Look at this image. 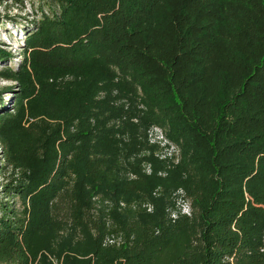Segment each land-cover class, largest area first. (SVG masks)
Returning a JSON list of instances; mask_svg holds the SVG:
<instances>
[{"label":"trees","instance_id":"obj_1","mask_svg":"<svg viewBox=\"0 0 264 264\" xmlns=\"http://www.w3.org/2000/svg\"><path fill=\"white\" fill-rule=\"evenodd\" d=\"M38 1L56 11L5 76L0 127L29 148L0 146L22 205L0 202V264H264V0ZM149 126L174 167L147 154Z\"/></svg>","mask_w":264,"mask_h":264},{"label":"rangeland","instance_id":"obj_2","mask_svg":"<svg viewBox=\"0 0 264 264\" xmlns=\"http://www.w3.org/2000/svg\"><path fill=\"white\" fill-rule=\"evenodd\" d=\"M40 10L48 15L51 14V12L53 13V11H56L54 7L45 5V2H40L38 0H22L20 4L14 3L12 0H0V51L8 54L4 59H0V115L7 112L11 118L15 119L16 112L14 106L18 84L14 80L5 79V76L7 71L12 72V74L17 73V67L21 62L22 53L24 51V38L34 27L33 24H36ZM71 79L70 76H64L58 78L57 82L70 81ZM113 91V93L116 94V91ZM24 103L25 101L22 102V105ZM114 104L126 109L128 102L126 101V98L121 96L117 97ZM30 121L33 120L27 118L26 115H23L21 117L20 126L28 128ZM132 121L136 122V119H133ZM12 123L13 122L9 121L6 122L3 127H0V146H3L2 142L5 143L6 141L10 148L15 143L16 148L19 150L28 149L27 134L22 133L20 135H15V132L12 129ZM156 131L157 129H155L154 126H149L145 130V140L147 144L151 146V150L150 152H147V154H150L157 161H163L162 163L166 164L165 169L167 170L174 167L178 162V147L168 140V144L163 142H153L150 135L154 134ZM6 133H9L8 137L11 138H7ZM162 134L164 133L162 132ZM3 150L4 149H1L0 147V202L6 201L9 206L13 207L14 211L19 216L22 210L20 199L13 196L4 198V195L5 192L9 190V186L14 185L15 181L19 179L20 174L18 169H13L12 166L8 165L4 160ZM144 168L149 169V172L144 171V173L148 175L150 173V166L146 164ZM159 175L162 176L165 174L159 173ZM174 195L177 196L176 191L174 192ZM117 204L119 203H116V208H118ZM173 206L176 207L175 202L173 203ZM26 208H28L27 202Z\"/></svg>","mask_w":264,"mask_h":264},{"label":"built area","instance_id":"obj_3","mask_svg":"<svg viewBox=\"0 0 264 264\" xmlns=\"http://www.w3.org/2000/svg\"><path fill=\"white\" fill-rule=\"evenodd\" d=\"M155 129H157V131L154 134H151L150 135V137H152L151 138L152 141L153 142H157V143L163 142V143L168 144V142L164 138V135L162 134L161 130L158 129V128H156V127H155ZM169 155H170V153H169ZM144 171L149 172V169L148 168H144ZM176 194H177L178 198H177V200L175 202V204H176V207L175 208L179 211L180 214L188 215V211H189V209H188V202L182 198L183 192L181 190H178V191H176ZM119 206H123V204L119 203ZM142 207L145 208V211L146 212H150L151 211V208H152V206L149 205V204H144V205H142ZM185 207H187V211H184V208ZM169 217H170V219H174L175 218L174 211L171 212V214H170ZM108 242L110 243L111 241L108 240Z\"/></svg>","mask_w":264,"mask_h":264},{"label":"clouds","instance_id":"obj_4","mask_svg":"<svg viewBox=\"0 0 264 264\" xmlns=\"http://www.w3.org/2000/svg\"><path fill=\"white\" fill-rule=\"evenodd\" d=\"M184 211H187V207L184 208Z\"/></svg>","mask_w":264,"mask_h":264}]
</instances>
